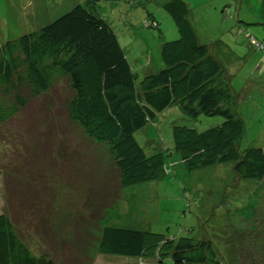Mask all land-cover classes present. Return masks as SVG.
Masks as SVG:
<instances>
[{"label":"rangeland","instance_id":"obj_1","mask_svg":"<svg viewBox=\"0 0 264 264\" xmlns=\"http://www.w3.org/2000/svg\"><path fill=\"white\" fill-rule=\"evenodd\" d=\"M170 1L0 0V45L76 4H89L116 33L139 85L163 67L162 43L179 36L163 7ZM183 1L200 42L229 76L242 123L238 152L264 150L263 0ZM54 89L61 99L70 97L65 81ZM46 104L43 97L30 98L0 123V213L10 216L33 252L46 253L55 264H174L168 255L159 261L99 253L101 228L110 226L159 233L173 242L205 237L223 264H264V178L236 177L232 161L188 170L174 150L172 125L201 132L219 125L221 117L191 118L177 105L158 113L135 137L147 153H160L161 174L123 187L108 147L86 138L64 108Z\"/></svg>","mask_w":264,"mask_h":264},{"label":"trees","instance_id":"obj_2","mask_svg":"<svg viewBox=\"0 0 264 264\" xmlns=\"http://www.w3.org/2000/svg\"><path fill=\"white\" fill-rule=\"evenodd\" d=\"M90 7L76 4L46 25L0 45V123L26 108L30 98L43 97L46 107L64 108V114L86 138L108 147L119 184L127 187L160 176L162 156L147 153L135 133L153 122L158 113L177 105L191 118L204 115L223 119L201 132L172 125L174 150L188 170L232 161L236 177L264 178L263 148L247 147L242 153L237 150L242 123L234 110L229 76L209 45L200 42L189 21L186 2L164 4L179 36L162 43L163 67L146 74L139 85L116 33ZM150 25L158 27L151 19ZM59 80L65 81L71 92L66 101L54 89ZM163 240L159 233L105 226L97 251L156 256L159 261L168 255L174 264H223L210 239L186 236L177 242ZM0 264L55 263L46 253L33 252L3 212Z\"/></svg>","mask_w":264,"mask_h":264},{"label":"built area","instance_id":"obj_3","mask_svg":"<svg viewBox=\"0 0 264 264\" xmlns=\"http://www.w3.org/2000/svg\"><path fill=\"white\" fill-rule=\"evenodd\" d=\"M253 42H254V40H253Z\"/></svg>","mask_w":264,"mask_h":264},{"label":"crops","instance_id":"obj_4","mask_svg":"<svg viewBox=\"0 0 264 264\" xmlns=\"http://www.w3.org/2000/svg\"><path fill=\"white\" fill-rule=\"evenodd\" d=\"M166 4V3H165ZM164 6V5H163Z\"/></svg>","mask_w":264,"mask_h":264}]
</instances>
